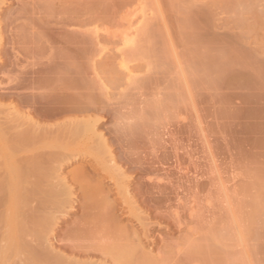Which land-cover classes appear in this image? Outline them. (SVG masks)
I'll use <instances>...</instances> for the list:
<instances>
[{"label":"rangeland","instance_id":"rangeland-1","mask_svg":"<svg viewBox=\"0 0 264 264\" xmlns=\"http://www.w3.org/2000/svg\"><path fill=\"white\" fill-rule=\"evenodd\" d=\"M42 1L49 5L52 13L43 17L42 10H35L33 15L36 23L35 29L31 30L27 27L19 34L18 38H15L13 34L22 23L12 25L13 29L10 31L9 27L4 28L3 48L0 55L2 58H9V61L12 59L10 56L12 54H16L19 58L21 56V58L16 64L17 66H14L15 64L12 65L13 67L8 66L6 60L0 64V75L2 71L5 75L4 78L8 76L15 78L18 69H27L30 65L31 67L45 65L51 61L49 58V53L52 51L50 47L64 50L69 46L65 43L67 37L64 34H58L56 30L65 27L66 30L73 31V64L76 68L79 67V69H74L78 73L73 72V76L76 79H83L84 84L81 85L82 87L73 88V96L70 94V98L67 97V94L61 95L62 98L60 97L59 101L68 102L73 99L71 102L74 104L80 93L85 91L99 98L105 95L112 102L115 101L113 109L103 112L106 120L97 127L98 131L104 132L107 144L112 148L115 157L118 156L117 145L111 141L112 134H108L106 131L113 129L115 117L119 114L126 117L134 112H142L146 108V102H152L156 107L161 108L162 104L166 103L162 99L165 97L164 95L174 92L169 86L172 79L176 86L180 87L183 83L179 76V69L176 72L177 67L170 68V75H166L163 67H155L153 78L156 77L157 81L149 86L151 90L147 89L139 93L137 90H130V85H119L120 81L114 78V76L120 75L119 69L116 70L118 58L114 52L119 47L117 39L127 33V35L136 34V31H133L134 26L129 27L128 13L137 6V14L141 13V10L152 11V15L150 12L149 27L155 28L153 32L156 34L154 39L157 45L160 46V39L164 35V37L170 36L178 42L176 50L180 54H185L182 66L185 69V82L188 87L181 91L183 100L178 101L177 104L173 103L165 112L161 111L160 117L162 118L164 114L166 120L154 124L152 133H150L151 131L147 132L151 134V138L145 132L141 131V133L140 130L136 131L135 135L133 134L137 140L139 138L138 145L144 143L145 146L140 145V147L143 146L142 148L124 146L125 148L121 149L124 153H133L139 157L151 159L154 170L164 168V171L159 172H167L166 175L170 179H165L161 185L169 193L167 194L165 190L164 193L160 192V188H158L159 190L154 188L155 185L150 190L147 189L148 193H144L147 191L146 185L143 178H139L143 175L136 173L131 164L125 160H117L123 174L127 176L126 179L132 193L130 195L134 200L135 207L141 215L147 217L145 222L148 228V239L140 238V242L132 243L131 247L138 253L145 252L147 254L149 252L154 260H152L153 264H261V261L264 260V235L260 233L259 229L264 223L259 224L260 219H257L258 223L254 221L255 225L252 222L250 224L247 219V214L251 212L248 207L250 205L245 206V204H250L249 200H253L252 197H256L260 193L258 188L262 187L261 185L264 186V80H262L264 75H259L260 80L256 77V73H259L258 69L257 72L255 71L256 67L251 70L255 71V73L253 72L254 76L250 71L252 68H249L250 63L255 65L254 60L258 63L261 62L260 60L264 62V0ZM19 9L17 0H6L0 6V21L6 22ZM201 12H207L209 15L207 25L198 19ZM39 19H43L42 26L47 30L44 33L37 28L41 26L38 24ZM187 27L189 32L194 31L193 35L197 36L195 43L188 45L185 43L188 50L183 48V42L178 38L181 36L180 34L188 32ZM192 27L193 29L196 27V30H193ZM94 31H98L97 36ZM215 37H236L233 45L235 49H244L252 54L254 51L260 53L257 55L254 53L255 58L253 57L251 62L241 58L247 63L250 62L248 66H244L247 65L244 62L239 64L237 60L240 58L235 59L234 62L241 66L232 61H229L230 64H228V60L218 54V51L214 52L213 50L212 53L213 48L220 47L215 42L212 43V49L198 47V44L203 46L209 42L208 39L212 40ZM52 38L59 39V42L51 44ZM201 38L205 40L207 38V42L203 40V43ZM11 40L16 43L12 45ZM83 49L84 51H82ZM158 49L161 50V48ZM198 49H201V52L205 51V55L209 53L220 56V61L222 59L223 62H220L218 57L217 61L221 66L223 64V67L224 64L227 65L224 68L220 66L218 68L219 70L222 68L220 72L223 70L227 73L222 72L223 76L221 75L216 66L219 65L217 62L214 63L216 74L210 75L213 78H207L211 73L205 77L200 71L196 72L191 53L199 52ZM3 51L8 55L5 56L6 53ZM79 51L81 52L79 53ZM190 51L191 53H189ZM260 57L262 58L260 59ZM154 58V56L151 57V60L154 61ZM145 61L144 58L134 57L128 63L142 68ZM111 67L113 70L115 69L113 75L109 73ZM226 68L227 70H224ZM209 69L208 71H210ZM204 71L206 75L207 70L204 69ZM218 72L221 76L217 74ZM201 76L208 80L212 78L214 87L205 86L207 84L199 85L198 80L203 78ZM214 83H216V87ZM39 91L45 94L49 92L47 88H42ZM21 92L22 95L26 93L24 90L17 91L20 95ZM126 93L132 94L131 99L119 96ZM96 115L100 114L96 113ZM181 117H184V120ZM179 120L185 125L183 123L179 125L181 122ZM181 126L183 127L181 128ZM180 128L183 130L182 133H180ZM144 133L145 136H143ZM141 139L143 140L141 141ZM151 139L154 141L152 142ZM145 154L148 156H144ZM90 162L86 159L75 160L62 167L60 173L69 178L73 171L86 167ZM98 181L112 190L111 183L105 179L104 175H101ZM161 185L160 187H162ZM74 187L76 191L78 187ZM174 187L177 189L174 190ZM113 192L108 194V200H114L120 204L119 197ZM262 193L260 195L264 194ZM260 195V200L264 199L262 198L264 196ZM255 197L254 199L257 201L259 197L257 199ZM73 200L75 208H80L82 200L78 197ZM260 200H258V204ZM258 204L256 203V205ZM259 206L261 207L260 204ZM253 208V212L258 211L256 207ZM261 210L260 208L258 212H263ZM258 212L255 217L259 215L260 218L262 213L260 215ZM113 213L110 218H112L113 222L111 221V223L114 226L117 224L127 231L134 229L137 233L140 231V226L132 216L121 214L118 208ZM81 214L82 210L78 209L63 221L58 227L57 235L53 241L60 243L66 232L76 224L75 222L78 221ZM249 216L252 214L249 213ZM244 217H247L245 218L247 221H244ZM244 222L248 225H245ZM252 224L255 227L252 228ZM244 227L247 230L253 229L251 232L249 230L250 234L254 231L260 235L257 236L255 233L257 238H252L254 236L250 237L251 235L245 232ZM106 241L98 237L84 239L83 243L104 244ZM56 243L54 244L57 246ZM105 260L107 263L111 261L109 258H105ZM132 260L136 261L137 258L135 260L134 258L128 259L127 264H132Z\"/></svg>","mask_w":264,"mask_h":264},{"label":"bare ground","instance_id":"bare-ground-1","mask_svg":"<svg viewBox=\"0 0 264 264\" xmlns=\"http://www.w3.org/2000/svg\"><path fill=\"white\" fill-rule=\"evenodd\" d=\"M17 1L20 6L19 11L8 18L6 22L2 23L0 21V54L3 48V33H5V27H9L10 31L13 29L12 25L15 26L22 23L13 34V37L18 38L19 34L27 27L31 30L35 29L36 23L33 16L35 10H42L43 17L49 16L52 13L49 5L42 0ZM5 2L6 0H0V6ZM137 8L138 6L127 15L129 17L127 19L129 27L134 26L133 31H136V34L133 32L134 34L127 35V33L123 36L121 35L120 39H117V45L119 47L114 52H116V58H118L116 70L119 69L118 73L120 75L118 77L114 76V78L120 81L119 85H130V90H137L140 93L147 89L151 90L149 86L157 81L156 77L153 78L155 67H163L166 75H170V68L174 67L175 69L177 67L176 72L179 69V76H181L183 83L180 87L176 86L172 79L169 86L174 92H166L165 97L162 96V99H164L163 102H166V105L162 102V110L156 107L154 103L146 102V108L142 112H134L130 115L128 114L126 117L123 114H119V116L115 117L113 129H107L106 131L108 134H112L111 141L117 145V157H115L112 148L107 144L104 132L97 130V127L106 120L103 112L113 109L115 101L112 102L105 95L99 98L88 91L80 93L79 98L76 97L78 98L77 102L74 101V104L71 102L73 99L68 102L59 101L61 95L67 94V97H69L71 94L73 96V88L82 87L81 85L84 84L83 79H76L73 76V72L76 71H74L76 67L73 64V31L66 30L65 27H60L56 30L58 34H64L67 37L65 43L69 46L65 47L64 50H59L53 46L50 47L52 50L49 53L51 61L49 59V62L45 65L42 64L40 67H35L33 64L34 67L30 65L27 69H18V74L15 78L9 76L4 78L5 75L1 71L0 264H28L29 261L39 262V264H127L128 259L131 258H134V260L137 258L136 261H131V263L133 262L132 264H153L154 260L149 255V252L147 254L145 252L138 253L131 247L132 243H139L140 238L148 239V228L145 222L147 217L141 215L140 211L135 207L134 200L130 195L132 193L126 179L127 176L123 174V170L120 169L117 160H125L131 164L136 173L143 175L139 178H143L146 190L148 188L150 190L154 185V188H160V192L165 190L161 182L165 179L169 180L170 177L166 175V171V173L159 172L161 170L164 171V168L154 170L151 159L139 157L133 153H124L121 149L125 148L124 146L127 148H139L140 145H144L141 142L138 145L139 138L137 140L133 134L135 135L138 130L146 134L151 130L154 131V124L166 120L164 114V117H160L162 115L161 111L165 112L173 103L175 104L176 102L177 104L178 101L183 100L181 91L185 88L187 89L188 85L185 82V69L182 66L185 54H180L176 50L178 42L175 38L170 36L164 37V35L160 39V46L159 44L157 45L154 39L156 34L153 32L155 28L149 27L151 23H149L151 20L150 12L152 15V11L141 10V13L137 14ZM198 19L206 24L209 21V15L207 12H201L198 15ZM38 21V24L41 26L37 28L42 33L46 32L47 30L42 26L43 19H39ZM189 31L188 29V32L178 36L179 40L183 42V48L186 50H188L186 44L188 45L189 43H195L197 41L195 40L197 36L193 35L194 31L192 33ZM94 34L97 36L98 31H94ZM227 36L230 37L229 35ZM235 38L215 37L212 40L208 39L209 42L206 41L207 38L206 40L201 38L202 41L204 40L207 43L205 42L206 44L203 46L198 44V47L212 49V43L215 42L220 47L213 48L212 53L213 50L214 52L218 51V54H221L223 58L228 60V64H230L229 61L235 63L234 60L240 58L237 62L239 64H243L244 62V64H247L244 66H248L255 58L253 55L255 51L252 54L251 52H247V50L245 52L244 49H235L233 47ZM51 40V44H57L59 42L57 38H52ZM10 42L12 45L16 43V41L12 40ZM199 43L201 42L199 41ZM158 48H161V50ZM198 50L199 52H189L192 54V59H194V70L196 72L200 71L205 77L211 73L207 77L210 78L217 72L214 69V63H219L217 59L219 58L218 60L220 61V56L218 57L216 54L210 55L209 53L205 55V51L201 52V49ZM10 56L12 58L11 61L7 57H5L6 59L2 58L0 55V64H3L6 60L8 66L14 64V66H17L16 64L19 63L21 56L19 55L20 58L16 54ZM153 56L155 57L154 61L151 60ZM134 57H141L146 60L142 68L137 65H129L128 62L130 59H134ZM241 58L248 59L247 61L250 62L247 63ZM240 60L242 61L241 63L239 62ZM260 61L259 63L255 62V60L253 61L256 66L251 63V65L249 64V68H252L250 71L254 69L253 67H256V72L258 69L259 73H256L257 78H259V75H264V62L263 60ZM220 62H223L222 59ZM238 63L237 65L241 66ZM225 65L227 64H224V67ZM216 66L217 68L218 66L224 68L223 64L221 66L220 63ZM244 66L242 65V69ZM227 68L224 70H227ZM76 69H79V67L77 66ZM204 69L207 70L206 75ZM114 70L112 67L109 69L110 75H113ZM228 71H230L229 68ZM255 71L253 72L255 73ZM219 72L217 73L218 75ZM222 72L225 73L222 70L220 72L221 75ZM161 73L164 74V72ZM215 76L218 77L217 75ZM256 77L255 79H257ZM263 78L264 76L262 80H264ZM202 79L200 81L198 80L199 85L207 84L205 86L214 87L211 79H209L211 81L207 79L208 83H206L207 80L204 77ZM259 79L261 80V78ZM56 82L57 84H55ZM210 83L211 85H208ZM214 84L216 87V83ZM42 88H47L49 92L46 94L41 93L39 90ZM18 90H24L26 93L22 95L21 92L20 95L17 93ZM119 93L121 92L119 91ZM131 95V93H126L120 94L119 96L131 99ZM157 101L159 102V100ZM96 113L100 115H96ZM182 119L184 120V117ZM179 123V125H182L181 123L184 124L182 121ZM182 131L181 129L180 133ZM145 133L143 136H145ZM150 135L148 134L147 136L149 137ZM151 140L152 142L154 141L153 139ZM144 156H148V154ZM79 159L81 161L86 159L91 162L86 167H81L75 170V172L73 171L69 178L61 175L60 171L62 167ZM101 175H104L105 179L111 183L112 190L109 187L103 186L101 181H98ZM74 186L78 187L76 191ZM261 186L264 187L263 185ZM262 187H259L261 188L260 190L258 188L259 195L262 192L264 193ZM148 190L144 193H148ZM111 191L117 194V197L120 199V204H117L114 200H108V194ZM165 192L167 193L166 190ZM259 195L254 197L257 199ZM260 196L262 197L264 194ZM77 197L82 200L80 208H75L74 205L73 198ZM254 197H252L253 200H249L251 201L250 204H245V206L250 205L248 207L251 212H248L252 216H249L248 213V216L245 215L248 218L244 217V219L247 218L249 223L252 222L254 225L255 222L258 223L256 220L260 219L261 223L259 222V224H262V222L264 223L262 221L264 216L261 218L264 215V205L262 206L264 201L262 202L261 200L264 199L260 200L259 197L256 201ZM254 200L256 201L255 203L253 202ZM258 200H260L259 204L261 207L258 204ZM252 206L256 208L260 207L263 210V212H258L260 208H257L258 211L256 212L259 214L262 213V215L260 214V218L258 217L259 215L255 217L257 213L255 211V213L253 212L252 209L254 208ZM117 208L121 214L130 215L136 219L140 226L138 233L135 229L127 231V229L124 228V230L117 224V226H114L111 223L113 220L110 217ZM78 209L82 210V214L78 221L75 222L76 224L72 225L73 227L66 232L60 240V243L54 242L53 238L56 237L60 224L72 213L77 212ZM247 219L244 221H247ZM245 225H248V223H245ZM254 225L250 226L253 228L255 227ZM245 227L248 228V226ZM247 228H245V232L251 235L250 237L254 236L252 238H257L255 235L258 232L253 231L250 234L253 229L247 230ZM263 228L262 230L259 229V231L264 235ZM98 237L107 240L106 243H83L84 239ZM105 258H109L111 261L107 263Z\"/></svg>","mask_w":264,"mask_h":264},{"label":"snow or ice","instance_id":"snow-or-ice-1","mask_svg":"<svg viewBox=\"0 0 264 264\" xmlns=\"http://www.w3.org/2000/svg\"><path fill=\"white\" fill-rule=\"evenodd\" d=\"M28 264H39V262L29 261ZM261 264H264V260L261 261Z\"/></svg>","mask_w":264,"mask_h":264}]
</instances>
